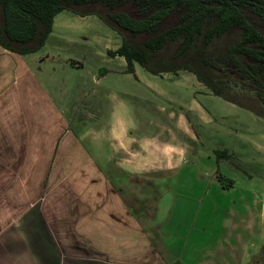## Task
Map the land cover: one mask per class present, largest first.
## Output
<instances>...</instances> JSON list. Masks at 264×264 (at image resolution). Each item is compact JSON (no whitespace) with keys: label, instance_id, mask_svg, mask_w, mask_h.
Listing matches in <instances>:
<instances>
[{"label":"rangeland","instance_id":"rangeland-1","mask_svg":"<svg viewBox=\"0 0 264 264\" xmlns=\"http://www.w3.org/2000/svg\"><path fill=\"white\" fill-rule=\"evenodd\" d=\"M122 41L98 15L65 9L37 52L53 57L42 62V79L75 127L136 121L168 149L165 160L178 161L134 181L147 233L181 257L169 264H264V116L187 70L154 74L135 63L129 72L124 57L109 54Z\"/></svg>","mask_w":264,"mask_h":264},{"label":"crops","instance_id":"crops-1","mask_svg":"<svg viewBox=\"0 0 264 264\" xmlns=\"http://www.w3.org/2000/svg\"><path fill=\"white\" fill-rule=\"evenodd\" d=\"M37 52L0 45V264L181 258L147 233L134 192L139 177L176 169L178 161L165 160L168 149L136 121L75 127L42 79V62L53 57Z\"/></svg>","mask_w":264,"mask_h":264},{"label":"trees","instance_id":"trees-1","mask_svg":"<svg viewBox=\"0 0 264 264\" xmlns=\"http://www.w3.org/2000/svg\"><path fill=\"white\" fill-rule=\"evenodd\" d=\"M65 9L117 28L123 41L109 54L124 57L129 72L135 63L154 74L187 70L264 116V0H0V45L38 51Z\"/></svg>","mask_w":264,"mask_h":264}]
</instances>
